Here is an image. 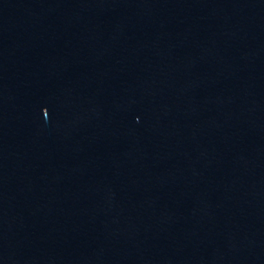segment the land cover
Returning a JSON list of instances; mask_svg holds the SVG:
<instances>
[{"label":"water","instance_id":"water-1","mask_svg":"<svg viewBox=\"0 0 264 264\" xmlns=\"http://www.w3.org/2000/svg\"><path fill=\"white\" fill-rule=\"evenodd\" d=\"M0 264H264V0H0Z\"/></svg>","mask_w":264,"mask_h":264}]
</instances>
